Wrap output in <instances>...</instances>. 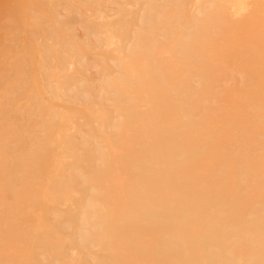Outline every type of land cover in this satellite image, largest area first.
<instances>
[{
	"label": "bare ground",
	"instance_id": "bare-ground-1",
	"mask_svg": "<svg viewBox=\"0 0 264 264\" xmlns=\"http://www.w3.org/2000/svg\"><path fill=\"white\" fill-rule=\"evenodd\" d=\"M0 35V264H264V0H0Z\"/></svg>",
	"mask_w": 264,
	"mask_h": 264
},
{
	"label": "rangeland",
	"instance_id": "rangeland-1",
	"mask_svg": "<svg viewBox=\"0 0 264 264\" xmlns=\"http://www.w3.org/2000/svg\"><path fill=\"white\" fill-rule=\"evenodd\" d=\"M61 13H62V14H63V13L65 14V11L63 10V8H61ZM77 16H78V15H77ZM77 16L75 17L76 19H77ZM77 27H78V28H77ZM76 29H77V33H79V34L82 33V28H81L80 25H79V26L77 25V26H76ZM79 31H80V32H79ZM2 35H3V34H2ZM7 35H8L7 33H4V37H5V36L7 37ZM2 37H3V36H2ZM4 37L1 38V35H0V38H1L2 40H4ZM23 38H24V37H22V39H23ZM2 40H0V46H1V44H2V43H1Z\"/></svg>",
	"mask_w": 264,
	"mask_h": 264
}]
</instances>
